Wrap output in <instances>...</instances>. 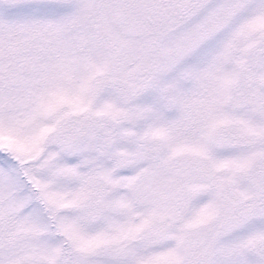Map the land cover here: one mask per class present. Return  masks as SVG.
I'll return each mask as SVG.
<instances>
[{
    "label": "snow or ice",
    "instance_id": "1",
    "mask_svg": "<svg viewBox=\"0 0 264 264\" xmlns=\"http://www.w3.org/2000/svg\"><path fill=\"white\" fill-rule=\"evenodd\" d=\"M0 264H264V0H0Z\"/></svg>",
    "mask_w": 264,
    "mask_h": 264
}]
</instances>
